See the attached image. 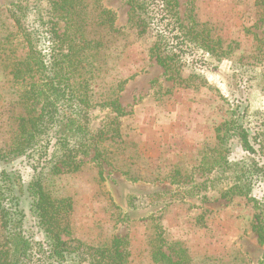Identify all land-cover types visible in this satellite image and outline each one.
I'll return each instance as SVG.
<instances>
[{"label":"rangeland","instance_id":"1","mask_svg":"<svg viewBox=\"0 0 264 264\" xmlns=\"http://www.w3.org/2000/svg\"><path fill=\"white\" fill-rule=\"evenodd\" d=\"M10 1L0 0V37L14 31L5 11ZM175 1L185 30L208 31L214 47L206 56L200 50L182 53L171 72L149 50L156 42L153 26L143 32L131 27L124 0H103L114 11L120 32L104 35L113 54L96 72L94 92L97 99L117 97L121 110L94 108V146L77 170L47 177L54 195L72 201L60 218L67 228L61 237L73 256L81 253L87 259L118 237L126 245L125 264H156L151 253L157 247L187 264H264V244L250 227L252 203L222 196L226 181L208 170L215 160L214 128L236 104L239 111L247 107L243 124L250 131L264 117V27L254 0ZM9 40L3 43L8 52L11 35ZM230 42L229 54L220 58L221 46ZM8 55L10 63L13 55ZM10 68L0 72V147L13 124L7 118L21 111L15 103L22 83L12 80ZM76 75L75 81L86 77L82 71ZM243 154L234 144L229 159ZM0 165L18 170L24 181L33 173L21 157ZM206 179L215 188L187 192ZM155 195L165 198L154 202ZM250 195L262 198L264 187L255 185ZM26 228L35 239L42 238L30 224Z\"/></svg>","mask_w":264,"mask_h":264},{"label":"trees","instance_id":"2","mask_svg":"<svg viewBox=\"0 0 264 264\" xmlns=\"http://www.w3.org/2000/svg\"><path fill=\"white\" fill-rule=\"evenodd\" d=\"M124 1L129 5L131 27L143 32L153 26L156 42L149 50L165 71L176 69L182 53L194 55L200 50L206 56L214 47L208 31L185 30L175 0ZM254 6L264 27V0H254ZM5 9L14 31L0 37V72L11 65L8 75L13 81H29L17 90L15 104L21 111L7 118L13 124L8 140L0 147V164L21 157L33 173L24 181L18 170L0 165V264H78L88 259L89 264H125L126 245L118 237L95 248L88 259L81 253L73 256L61 237L67 228L60 221L72 201L54 195L46 185L49 175L77 170L81 157L94 146L93 109L121 110L117 97L97 99L94 92L96 72L113 54L104 35L120 32L115 13L103 0H11ZM10 35L13 49L8 52L3 43L10 41ZM217 44H222L220 39ZM231 47V42L221 46L218 56L225 58ZM8 54L13 55L10 63ZM79 71L86 77L75 81ZM124 83H118L120 90ZM238 109L236 104L214 128L215 160L208 170L215 172L219 182L226 181L222 196L246 197L252 203L250 227L258 243L264 244V196L250 195L255 185L264 187V117L250 131L243 124L247 107ZM234 144L244 154L230 160ZM210 188H215V183L206 179L187 192L203 194ZM164 198L155 195L154 202ZM27 224L42 238L28 233ZM151 256L156 264H187L185 259H172L161 247Z\"/></svg>","mask_w":264,"mask_h":264}]
</instances>
